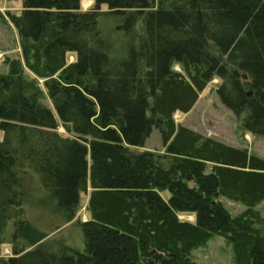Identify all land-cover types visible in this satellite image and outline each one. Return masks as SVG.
Instances as JSON below:
<instances>
[{
  "label": "trees",
  "instance_id": "obj_1",
  "mask_svg": "<svg viewBox=\"0 0 264 264\" xmlns=\"http://www.w3.org/2000/svg\"><path fill=\"white\" fill-rule=\"evenodd\" d=\"M80 1L22 0L10 16L20 58L0 73V264H198L212 236L235 264H264V159L173 119L217 78L241 130L264 137V0ZM154 127L163 152L135 150ZM28 173L83 249L31 225ZM221 196L246 209L230 215Z\"/></svg>",
  "mask_w": 264,
  "mask_h": 264
},
{
  "label": "rangeland",
  "instance_id": "obj_2",
  "mask_svg": "<svg viewBox=\"0 0 264 264\" xmlns=\"http://www.w3.org/2000/svg\"><path fill=\"white\" fill-rule=\"evenodd\" d=\"M21 8L22 0H0V73L8 71L5 63L6 58H20L18 33L10 20V16L11 14H18ZM92 8H94V0L80 1L81 11ZM100 9L105 10L106 6L102 5ZM69 59L73 60V56L70 55ZM174 68L178 69V66H174ZM219 83V79H213L199 94L198 100L189 112L185 114L176 112L173 115L175 123H180L226 144L245 148L249 153L264 159V137L245 133L241 130L236 116L221 103L216 93V87ZM43 103L46 106L52 107L47 97L43 98ZM57 131L65 135L62 127H58ZM135 150L139 152L148 150L162 153L164 145L159 129L154 127L150 136L146 139L144 146L137 147ZM24 180L29 189V199L24 207L31 225L44 233H48V236L45 237L47 240L55 241L63 239L69 245L78 246L80 243L79 238H81L79 250L83 249L81 231L75 229L73 225L75 219L71 222H64L62 217L54 212L50 206L39 202L38 198L42 193H40V189L30 173H28ZM160 195L164 199L169 198L167 190L160 191ZM87 196V194L80 195L79 209L76 217L81 220H85L89 216L86 209ZM219 199L232 216L246 209L243 204L229 200L223 196ZM255 210L264 217V200L255 206ZM179 217L190 221L194 218L192 214H180ZM10 252L9 245L6 244L1 247L3 255H8ZM191 257L198 264H235L232 245L219 236H212L204 244L194 248L191 252Z\"/></svg>",
  "mask_w": 264,
  "mask_h": 264
}]
</instances>
